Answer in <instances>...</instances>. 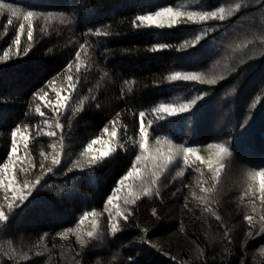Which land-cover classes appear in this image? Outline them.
<instances>
[{"label": "trees", "instance_id": "trees-1", "mask_svg": "<svg viewBox=\"0 0 264 264\" xmlns=\"http://www.w3.org/2000/svg\"><path fill=\"white\" fill-rule=\"evenodd\" d=\"M3 2L39 15L33 18V40H27L26 32L21 34L20 54L10 53L9 58L2 59L4 51L10 48L16 51L13 41L23 20L13 18V24L9 25V13H0V165L8 162L11 133L20 128L21 134L30 137L27 153L36 167L27 173L20 172L19 167L29 165L17 162L15 187L22 189L25 181L31 184L41 175L43 180L33 190L25 207L13 209L15 215L10 223L0 225V264H75L76 260L81 264H97V261L99 264H264V233L260 232L264 203L259 199L260 177L255 180L248 177L250 171L264 168V55H259L264 53V47L256 42L258 37L264 36V0L261 3L201 0L200 6L194 0ZM235 3H242L241 10L223 22H182L172 29L137 28L133 24L137 15L159 7L215 10L218 6ZM49 13L53 16L62 13L71 23L61 24L55 18L45 21ZM210 26H215L216 31L199 45L176 50L185 39L198 34V29ZM97 28L107 29L111 35H91ZM248 40L253 41L248 49L233 51L236 45ZM157 43L172 47L153 53L150 49ZM81 44L89 47L87 56L81 54L84 63L79 73L73 66L65 74L66 66L74 62ZM24 49L28 50L27 55L23 54ZM249 54L259 55V58L248 60ZM241 58L245 63H238ZM233 65L237 70L227 72L226 66ZM173 71L200 72L208 77L224 74L226 79L218 80L216 85L169 82L166 77ZM67 75H72L78 83L70 100L72 108L61 110L63 128L56 129L57 113L46 106L47 99L55 102L53 87L62 95H68ZM50 81L55 84L50 86ZM42 89L48 93L43 100L37 96ZM203 92L209 95L189 113L178 112L172 117L165 113L164 120H156L150 112L161 102L178 105ZM84 97L88 99L81 105ZM37 105L45 113L44 118L36 112ZM76 108L80 110L73 115ZM140 111L148 113L146 118L153 120L149 128L150 153L158 147L157 138H161L159 147L167 150L163 138H168L173 145L196 148L204 160H209L206 154L209 144L226 143L231 155H220L225 167L218 181L212 179L213 173L206 164L196 161L191 167H185L182 154L178 156L165 174L168 179H162L155 186L159 187L160 194L141 196L135 205L127 206L132 214L127 220L118 218L120 231L113 236L104 208L107 197L119 186L118 182L136 163L135 156L140 154L138 146L128 141L129 136L139 139ZM217 117L219 121L215 120ZM44 119L48 120L51 130L57 132L55 137L36 134L38 129L49 130ZM113 127L117 131L114 139L104 132L105 128L110 132ZM61 135L65 137L63 151L59 143ZM96 138L108 140L117 151L93 165L91 156L98 155L104 145H93L92 152L84 156L80 153ZM54 142L62 163L53 166L49 155L41 169L40 152L51 154L49 145ZM121 143L125 144V149H120ZM216 154L217 151L214 157ZM17 155L25 157L22 145ZM73 163L78 166L68 172ZM137 166L142 175L151 168L149 161ZM236 166L241 167L242 172L238 169L235 172ZM48 167H53V172L45 174ZM181 167L185 175L171 179ZM196 168L203 172V181L207 183L198 184L201 177ZM140 183L136 179L126 181L134 190ZM213 184V193L200 191V187ZM249 185L253 192L245 195ZM125 193L126 189H121V197ZM204 195H208L207 204L197 199ZM8 196L11 199V192ZM3 197L4 191L0 189V205L7 213ZM119 203L124 207L122 199ZM91 211L100 213L96 217L99 225L96 239L86 235L92 231L93 217L89 216L80 224L82 214ZM249 215L253 217L252 225L245 220ZM78 225L85 241L83 250L74 234ZM69 228L74 232L67 233ZM143 229H147V233ZM57 232H65L67 240L56 236ZM76 252L80 255L76 256ZM177 254L181 255L180 260Z\"/></svg>", "mask_w": 264, "mask_h": 264}, {"label": "snow or ice", "instance_id": "snow-or-ice-1", "mask_svg": "<svg viewBox=\"0 0 264 264\" xmlns=\"http://www.w3.org/2000/svg\"><path fill=\"white\" fill-rule=\"evenodd\" d=\"M255 3H261V0H254ZM194 3L197 6H200L201 0H194ZM242 3H235L234 5L229 4L227 7L218 6L215 8V10H181L180 7H173V6H164L159 7L158 10L149 12L147 14H141L137 15L133 21V24L137 28H157V29H163V28H175L178 25L183 23H191V24H202L203 22H207L210 20H218L220 22L225 21L226 19L232 17L235 12H238L241 10ZM7 11L9 13V19L7 23L9 25L13 24V18H16L17 20H20L22 18L23 22L19 23L17 34L14 37L13 43L16 45V51L12 52V49H8L3 52V58L7 59L10 56V53L12 55H19L20 54V44H21V34H24L26 32L27 40L31 41L33 40L34 35V29H33V18L39 14L34 13L32 11H23L19 7L13 6L11 3H5L3 0H0V13ZM59 19L61 24L64 23H71V20L64 17L63 14H59V16H53V14L49 13L47 16L44 17L45 21L51 20V19ZM139 22V23H137ZM27 25V27H26ZM41 31H46V29H41ZM198 34L194 35L191 39H185L182 44L179 45V47L176 49L177 51L187 49L189 47H195L199 45L205 38L212 32L216 31L215 26L210 27H202L197 30ZM91 35L96 37H108L111 35V33L107 29H100L97 28L94 31L91 32ZM259 45L264 47V36L258 37L256 41ZM253 43L252 40H248L246 42H242L241 44L236 45V48L233 49V51L237 50H245L250 47V45ZM31 44L28 45V48H31ZM88 47L85 44L80 45V49L76 51L74 62L70 63L66 66L64 72L67 74L69 70L74 66L77 73H79L81 65L84 63L83 60H81V54L83 53L85 56L88 54ZM172 45L167 43H157L156 45L151 47V51L153 53L161 50H167L171 48ZM51 51V49H49ZM23 54L27 55L28 50L24 49ZM259 55H264V53H260ZM259 55L253 56L251 54L248 55L247 59L251 60L254 58H259ZM238 63L243 64L245 63V60L241 58ZM236 66L233 65L232 67L228 68L226 66L227 72H235ZM107 75V73H105ZM166 79L169 82H179V81H185V82H198L200 84H207V85H216L218 80L222 81L226 79V76L224 74H221L219 76H211L208 77L204 73L200 72H183V71H173L170 75L166 77ZM67 82H68V89L70 90L68 95H62L61 91H58L55 87H53V92L55 93V102L53 103V100L51 98L47 99V107H51L55 113H57L56 116V122H55V128L56 129H62L63 125L60 123V116L62 115L61 110H68L72 108V105L70 104V100L72 99L73 92L75 91L77 87V81H74L72 75H67ZM50 86L55 84V81H50ZM125 83H128L127 81ZM129 91H131V88H129ZM209 95L208 92H203L202 94L194 95L188 99H186L185 102L179 103L178 105H174L172 103H164L161 102L158 104V106L151 108L150 112L155 116L156 120H164L165 119V113L167 116L172 117L177 115V113H189L191 112L198 104L199 101L203 100L205 97ZM37 96L39 99L43 100L48 97V93L41 90L40 93H37ZM88 97H84L83 100L80 101V104L82 105L84 100H87ZM258 101L260 100V97L256 98ZM99 107V105H97ZM252 107H256V104L253 103ZM80 109L76 108L73 111V115L76 114ZM36 112L39 113L41 118H44L45 113L41 111L40 106L37 105ZM140 121H139V127H138V137L139 139H133L132 136L128 137V141H130L133 145H137L140 151L139 155L135 156V161L132 165L131 170L127 172L125 176L118 182L119 186L115 188L113 193L107 197V203L105 205L104 211L108 213V219H109V227H110V233L115 236L119 231V219L123 218L124 220H127L128 217L132 214L130 209L127 207L129 205H135L137 201L141 198V196H152V195H159L160 189L159 187H155L158 185L162 179H168V177L165 175L169 169V166L173 164L178 156L182 154L183 159V166L185 167H191L192 164H194L196 161H199L201 164H206L209 171H212L213 176L212 179L214 181H218L221 172L224 169V164L219 162V159H217L214 167V163L212 160H204L200 155L197 154V149L194 147H186L183 144L180 145H173L172 141L168 138H163L164 143L167 145V150H164L162 147H159L161 145V138L156 139V145L158 146L154 152H149V128L153 124L152 119H147L148 113L145 111H140L138 113ZM119 119V114L117 115V120ZM44 124L48 126L49 130L44 131L43 129L37 130V135H44L47 137H55L57 135L56 131L51 130V125L49 124L47 119H44ZM115 123V121L113 122ZM127 129L125 128V132ZM104 132L109 135L110 138H116L117 137V131L116 128L113 127V129L109 132L108 128L104 129ZM19 134V141L17 140ZM11 154L8 157V162L3 163L0 165V189L4 191V200L7 202V213L5 211V208L3 205H0V225L7 226L8 223H10L12 216L15 215L13 212L14 208L22 209L26 206V204L30 201V198L33 196V190L36 189L41 181L43 180V175L36 177L35 181L29 184L28 181H25L23 184V188L15 187V185L18 183L16 179V168H17V162H19L21 165H23L25 162L29 165L28 168L26 167H19L20 172L27 173L30 169L35 168L36 165L32 163V158L30 154L27 153V150L29 148V135L27 134H21V129L16 128L15 131L11 133ZM65 137L63 135L60 136L59 143L61 151L65 149L64 144ZM96 144H102L104 145L103 148L100 149L98 155H92L90 158V164H97L98 161H104L105 158H110L112 155H114L117 151L115 147L111 145V143L108 140H101L100 138L92 139L88 144L87 147L80 153L81 156H84L93 150V145ZM23 147L25 150V157H21L17 155V153L20 151V147ZM52 149L51 154H46L45 152L41 151L40 156L43 158L39 167L41 169H44V163L43 161L49 159V155H51V163L53 166H59L62 163L61 155L59 152L56 151L57 144L51 143L49 145ZM120 149H125V144L121 143L119 145ZM209 149H217V157L221 154L231 155L229 151V147L226 145V143H216V144H209ZM194 157V159H192ZM142 161H149L151 168L146 173L142 175L141 169L137 166ZM78 166V163H73L72 167L68 169V172H72L73 169H75ZM197 172L200 173L201 180L198 181L199 183H207V181H203V172L199 168L195 169ZM53 172V167H48L46 170V173ZM185 175L184 168L181 167L180 170L175 172V176L171 177V179L175 180L177 178L183 177ZM144 176L147 177V179L144 178ZM248 177L250 180H255L256 177H260V184H259V199L261 203H264V168H261L258 172H249ZM129 179H136L140 180L141 183L137 186V188L134 190L133 185L126 184V181ZM121 189H126V193L121 197ZM24 190H27L26 192ZM215 190V184H213L211 187H200V191L205 194H211ZM11 192V199H9L8 193ZM253 192L252 186L249 185L248 190L245 192V195H248ZM195 196L196 194L193 193ZM122 199L124 207H121V204L119 201ZM198 200H200L201 203L207 204L208 202V195L197 197ZM17 201L19 203H17ZM211 211V209H209ZM253 211H255V205L253 204ZM8 213H11L12 215H9ZM100 213L96 211L91 212H84L82 216L80 217V224H83L86 219H88L89 216L93 217L91 223H92V231H88L86 233L87 237L90 239H96L99 236L98 232V222L96 217H98ZM153 215H155V212H153ZM215 215V213H213ZM217 220H220L219 216L215 217ZM245 220L248 222L249 225L253 224V217L252 216H246ZM260 221L262 222L260 232L264 233V216L260 217ZM147 229H143V232L147 233ZM180 231L183 232L184 228L183 225L180 227ZM74 230L69 228L67 229V233H73ZM74 234L76 235L77 241L79 242L80 249L83 250L85 246V241L83 239V236L79 230V225L77 226V229L75 230ZM225 235L227 236L228 233L226 232ZM56 236L63 237L65 240H67V234L65 232H57ZM64 246L61 245V248ZM153 248L156 247L155 244L152 245ZM63 256V252L61 253ZM80 252H76V256H79ZM203 255V252L201 251V256ZM51 259V257H49ZM175 259V257H173ZM75 264H81L80 260H76ZM97 264H99V261H97Z\"/></svg>", "mask_w": 264, "mask_h": 264}, {"label": "rangeland", "instance_id": "rangeland-1", "mask_svg": "<svg viewBox=\"0 0 264 264\" xmlns=\"http://www.w3.org/2000/svg\"><path fill=\"white\" fill-rule=\"evenodd\" d=\"M182 10V9H181ZM216 121H219V118L217 117L216 119H215ZM216 151H218V150H216L215 148H213V149H208V151H207V156H208V159H210V160H212L213 161V163H214V161H215V159L217 160V159H219V161H220V163H223V162H225V160H224V158L222 157V156H219V158L217 157V154H216V156L214 157V155H215V152ZM201 152H204V150H201ZM211 152L214 154H211ZM240 167V166H239ZM238 169V172H242V169H241V167H240V169L236 166L235 167V172H236V170ZM253 185V184H252ZM174 212V211H173ZM177 212V211H176ZM181 250V249H180ZM176 257H177V260H180V257H181V255L180 254H177L176 255Z\"/></svg>", "mask_w": 264, "mask_h": 264}]
</instances>
